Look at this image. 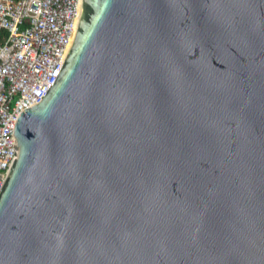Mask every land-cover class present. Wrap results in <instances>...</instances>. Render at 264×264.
Returning <instances> with one entry per match:
<instances>
[{"label":"water","instance_id":"95a60500","mask_svg":"<svg viewBox=\"0 0 264 264\" xmlns=\"http://www.w3.org/2000/svg\"><path fill=\"white\" fill-rule=\"evenodd\" d=\"M62 62L0 264H264V0H79Z\"/></svg>","mask_w":264,"mask_h":264},{"label":"built area","instance_id":"2783aa9c","mask_svg":"<svg viewBox=\"0 0 264 264\" xmlns=\"http://www.w3.org/2000/svg\"><path fill=\"white\" fill-rule=\"evenodd\" d=\"M79 0H0V187L15 153L19 113L54 84Z\"/></svg>","mask_w":264,"mask_h":264},{"label":"trees","instance_id":"16d2710c","mask_svg":"<svg viewBox=\"0 0 264 264\" xmlns=\"http://www.w3.org/2000/svg\"><path fill=\"white\" fill-rule=\"evenodd\" d=\"M8 36V31L6 29H0V43L4 42Z\"/></svg>","mask_w":264,"mask_h":264}]
</instances>
